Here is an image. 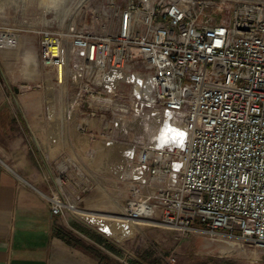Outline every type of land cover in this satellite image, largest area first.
I'll return each mask as SVG.
<instances>
[{
    "label": "built area",
    "instance_id": "obj_1",
    "mask_svg": "<svg viewBox=\"0 0 264 264\" xmlns=\"http://www.w3.org/2000/svg\"><path fill=\"white\" fill-rule=\"evenodd\" d=\"M125 1L96 30L37 29L52 78L22 93L48 91L46 118L111 150L110 175L127 188L117 215L94 222L63 190L48 196L53 213L117 243L153 224L264 248V0Z\"/></svg>",
    "mask_w": 264,
    "mask_h": 264
},
{
    "label": "crops",
    "instance_id": "obj_2",
    "mask_svg": "<svg viewBox=\"0 0 264 264\" xmlns=\"http://www.w3.org/2000/svg\"><path fill=\"white\" fill-rule=\"evenodd\" d=\"M46 6L53 8L48 0ZM1 34L0 264H99L101 248L115 252L99 240L106 237L71 213L54 214L48 197L60 190L70 200L81 195V187L54 183L55 162L62 169L63 156L73 148L81 152V132L74 122L46 118L48 91L31 87L22 93V83L52 78L40 61L39 32L28 29L13 35L12 42ZM67 88L54 91L62 97ZM85 227L94 233L87 235Z\"/></svg>",
    "mask_w": 264,
    "mask_h": 264
},
{
    "label": "rangeland",
    "instance_id": "obj_3",
    "mask_svg": "<svg viewBox=\"0 0 264 264\" xmlns=\"http://www.w3.org/2000/svg\"><path fill=\"white\" fill-rule=\"evenodd\" d=\"M118 1L123 5L126 2ZM112 4L113 0H56L53 8H47L46 0H0V32L17 35L28 29L37 31L43 25L67 29L86 25L96 30L103 21V9ZM112 153L81 132V152L73 148L69 157L63 156L58 162L62 169L57 168L55 162L54 183L58 187L64 184L81 187V205L91 212L119 214L127 198V188L117 185L110 175ZM86 225L94 228L92 224ZM89 227H85L87 235H92L94 232ZM198 228L184 233L159 225L140 224L135 226L132 236L121 243L109 239L119 248L117 252L100 250L117 264L136 261L140 264H264V248L250 244L239 232L226 237Z\"/></svg>",
    "mask_w": 264,
    "mask_h": 264
},
{
    "label": "trees",
    "instance_id": "obj_4",
    "mask_svg": "<svg viewBox=\"0 0 264 264\" xmlns=\"http://www.w3.org/2000/svg\"><path fill=\"white\" fill-rule=\"evenodd\" d=\"M99 240L101 242H104L109 249L116 251V252L119 250V248L115 244H113L110 240H107L101 237H99ZM100 256H101V262L99 264H112V259L109 257L107 253L101 252ZM135 263L140 264L138 261H136Z\"/></svg>",
    "mask_w": 264,
    "mask_h": 264
},
{
    "label": "bare ground",
    "instance_id": "obj_5",
    "mask_svg": "<svg viewBox=\"0 0 264 264\" xmlns=\"http://www.w3.org/2000/svg\"><path fill=\"white\" fill-rule=\"evenodd\" d=\"M56 0H48V3H49V5H52V7H53V3L55 2ZM48 5V4H47ZM57 6V5H56ZM1 37H2V39H4L5 41H7V42H12V40H13V34L10 32H2V34H1ZM81 214H90L92 217V220L95 222V221H98L100 218H98L99 216L97 215V212H91V211H84L83 212V210L81 211ZM93 216H95V217H93ZM96 219H98V220H96Z\"/></svg>",
    "mask_w": 264,
    "mask_h": 264
},
{
    "label": "snow or ice",
    "instance_id": "obj_6",
    "mask_svg": "<svg viewBox=\"0 0 264 264\" xmlns=\"http://www.w3.org/2000/svg\"><path fill=\"white\" fill-rule=\"evenodd\" d=\"M179 135H180V137H181V143H183V137H184V134H183V133H180Z\"/></svg>",
    "mask_w": 264,
    "mask_h": 264
},
{
    "label": "clouds",
    "instance_id": "obj_7",
    "mask_svg": "<svg viewBox=\"0 0 264 264\" xmlns=\"http://www.w3.org/2000/svg\"><path fill=\"white\" fill-rule=\"evenodd\" d=\"M182 133V132H181ZM184 134V133H183Z\"/></svg>",
    "mask_w": 264,
    "mask_h": 264
}]
</instances>
